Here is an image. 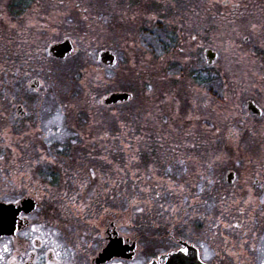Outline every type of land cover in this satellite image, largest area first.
<instances>
[{"label": "flooded vegetation", "instance_id": "1", "mask_svg": "<svg viewBox=\"0 0 264 264\" xmlns=\"http://www.w3.org/2000/svg\"><path fill=\"white\" fill-rule=\"evenodd\" d=\"M170 1L177 3L176 6L165 7L162 0L120 2L122 13H125L120 16L121 28L125 25V30L129 26L127 36L132 34L130 28H135L139 58L144 54L137 62L139 70L131 72L137 82L143 85L146 81L148 85L138 89L139 97H135V89L126 88L127 70H121L120 88L108 94L125 91L130 94L129 98L105 104L101 97L97 103L100 110H93L94 116L99 111V117H105V129L95 128L92 137L50 140V145L45 102L49 74L55 81L66 83L65 89L77 92L82 65L76 66L66 77L57 68L82 48L76 47L75 40L68 35L51 40L48 37L49 31L59 29L48 28V14L69 10L68 7H49L48 0L6 1L3 10L7 18L0 11V46L8 47L1 60L7 62V66L2 64L0 78L7 77L10 83L8 87H0V156L4 157L0 160V246L12 241L11 255L5 256L6 264L12 256L18 255V249L27 247L23 233L34 222L55 225L69 243L81 245L74 259L64 254L63 259L70 260L71 264H151L153 261L154 264H261L264 261V203H261L264 200V149H255L252 144L255 141L264 143V135L257 137L255 127L259 125L254 123L264 110L254 99L248 98L259 112L250 110L245 102L244 111L240 109L231 120L224 123L219 118L223 114L226 80L223 72L212 65L217 52L211 49L208 54L210 49L205 47L202 53L205 63L199 65L190 52H183L196 30L200 35L199 43L206 41V27L202 29L201 25L207 9L186 7L187 0H182L181 9L179 0ZM194 1L197 0L192 3ZM232 5L234 12L236 5ZM128 9L140 15L144 12L154 15L153 20L149 24L139 22L137 26L127 19L128 11L124 10ZM63 39L71 42V54L63 59L50 55L48 46ZM116 62L115 55L113 64H102L113 69ZM49 63L53 65L51 68ZM53 67L57 70L52 71ZM21 74L29 77L26 79L28 85ZM72 75L71 85L68 78ZM193 84L205 92L206 99L207 94L216 103H208L206 99L193 106L186 103L187 90ZM146 89H153L154 93L155 101L149 104L142 102V92ZM134 98L137 101L129 104ZM146 111L153 114L147 115ZM212 111L214 114H210ZM144 114L147 120H154L155 125L144 124ZM88 122L89 116L84 109L79 110L75 124L83 126ZM142 127H146L145 130L159 127L162 133L144 135ZM40 128L44 131H38ZM217 128L220 129L218 133ZM232 128L239 131L238 138L229 136ZM53 132L58 130H49L52 135ZM130 142L141 146L134 153L138 159L131 163L133 154H128L125 147ZM118 143L119 152L111 150L112 145ZM76 144L79 150H75ZM40 151L49 157L36 164ZM217 155L221 157L218 161L215 160ZM181 159L184 165L178 163ZM169 166L172 173L166 171ZM185 166L187 174L183 173ZM90 170L96 171V180L88 179ZM200 172L214 179L215 184L203 194H196L194 189L189 193L187 204L181 203L182 197L164 191L173 180L186 186L197 184ZM21 180L28 185L22 194ZM80 180H88L87 189L81 191ZM158 184L164 187L157 189ZM49 185L60 192H68L70 197L80 192L79 199L90 202V210L77 216L67 200L53 199L45 193L44 186ZM145 187L160 190L163 195L149 205L142 204L144 213H135L128 201L133 196L139 200L149 199L139 191ZM195 200L200 202L193 203ZM244 201L249 202L245 204ZM160 204L165 209L173 205L179 208V217L169 216L167 211L160 209ZM239 208H244L243 214L238 212ZM21 215L26 219L21 220ZM220 219L223 223L239 221L242 227L226 229L221 224L217 228L215 225ZM129 220L131 224L127 223ZM181 240L183 242L178 243ZM242 241L246 242L243 246ZM182 247H187L188 252H180ZM205 248L210 259L204 257ZM43 252L42 249L28 264H48L49 260L55 264V257Z\"/></svg>", "mask_w": 264, "mask_h": 264}, {"label": "rangeland", "instance_id": "2", "mask_svg": "<svg viewBox=\"0 0 264 264\" xmlns=\"http://www.w3.org/2000/svg\"><path fill=\"white\" fill-rule=\"evenodd\" d=\"M6 1L8 0H0V11L3 12L4 18L8 16L5 13V9L3 10V8H6ZM121 1L122 0H48L49 7H68L70 10L63 9V11L60 10L61 12L59 13L48 14V28H59L48 32L49 39L51 40L58 36L68 35L75 40L76 47L82 48L80 56L77 58L76 56L72 57L73 54L68 56L60 63V67L57 68L62 73H72V65H82L80 68V85L77 86V92L65 89L66 83L65 85L64 83L62 84V81L60 83L57 77L58 81H55L54 76L49 74L48 89L45 92V102L47 104L46 128L49 141H65L72 136L92 137L95 128L102 126L104 130L105 117L103 116L100 118L98 115L99 111H97V115L94 116L93 110H100V107L97 106L99 98H105L111 90H115L118 87L120 88L121 70H123V72L127 70L126 88L135 89V97H139L140 93H137L138 89L148 85L146 81H144L143 85L139 80L137 82L135 74L131 72H137V70H139L137 62L144 57V54L139 58L135 28H130V33L132 34L128 36L129 26H127L125 30V25L121 28L120 16L125 14L122 13ZM162 1H164L163 4L165 7H173L177 4H174L170 0ZM187 1L189 4L186 7L205 8L208 12L207 15H205V22L201 25L202 29L206 27V31L204 30L206 32V41L201 44L199 43L200 35L198 32L195 33L196 30L192 32V36L189 38L192 39L195 36L196 39L189 41L187 47H183V52H190V56L195 58L197 65L205 63L202 56L205 47L217 52L218 56L212 65H214V68L218 67L219 70L223 72V76L226 80L222 99L223 114L219 118L225 123L234 118V115L239 113L240 109L241 112H243L245 102L248 98L254 99L264 110V12L263 15H258L261 14L259 13L260 11H264V0H197L193 3L192 0ZM223 1L228 3L224 2V4L222 3ZM179 2H181L180 7L182 9L184 6L182 0H179ZM232 4L236 5L234 6L236 8L234 12ZM109 5L112 7V13ZM254 10L258 11L254 12ZM124 11H128L126 14L128 15L127 19L130 18V20L136 22L137 26L139 22L141 24L144 22L149 24L154 17V15L149 13L145 14V12L140 15L131 9ZM192 15L194 16L195 14ZM252 25L256 27L253 28ZM103 48H109L116 55L117 62L113 69L103 66V64L98 61V53ZM7 50L8 47L2 48L0 46L1 71L2 64L7 66V62L1 61L2 56L7 54ZM50 65L49 63V68L53 66ZM57 69L53 67L52 71H56ZM21 77L25 79V85H28L26 79L29 77L23 74H21ZM185 83L189 85L187 80ZM8 85L10 86L7 77L0 78V87H8ZM148 90L146 89L142 92V102L149 104L155 100L154 93L152 92L153 89ZM187 91L189 99L186 103L190 106H193L195 103H202L206 99L205 92L199 89V87H195L194 84L191 85V88ZM39 95L40 94H38V97ZM206 96L208 103H216L214 98L207 94ZM134 101H137V99H132L129 104H133ZM165 101H168V99ZM58 109H62L63 112L64 118L62 122L55 119ZM81 109H84V112L89 116V122L86 125L78 126L75 124V118L76 114L78 116V112ZM149 109L152 110V108ZM146 113L147 115L153 114L152 111H146ZM210 114H214V112L212 111ZM145 115L146 114L143 116V123L155 125L154 120L148 119V122L147 116ZM50 121L51 123H49ZM254 123L259 125L255 127L256 135L259 138L264 135V112ZM145 128L146 127H142L144 135L152 134V132H154V134L155 132L159 134L162 133L159 127L154 129L148 128L146 130ZM55 129L58 130L57 133L53 132V135L49 133V130L54 131ZM134 129H138L139 131L138 127H134ZM133 133L136 135V132ZM225 133H227V130H225ZM252 144H254L255 149H264V143L255 141ZM48 145H50L49 142ZM78 145L79 144L75 145V150H79ZM127 145H131V147L126 149V151L128 154H133L130 160L133 156L138 159L137 155L134 153L141 149L140 144L130 142ZM132 146L134 147L132 148ZM111 150L119 152L120 144L118 143L116 146L112 145Z\"/></svg>", "mask_w": 264, "mask_h": 264}, {"label": "snow or ice", "instance_id": "3", "mask_svg": "<svg viewBox=\"0 0 264 264\" xmlns=\"http://www.w3.org/2000/svg\"><path fill=\"white\" fill-rule=\"evenodd\" d=\"M86 19V17H85ZM253 28H255V25H252ZM196 38L193 37V40ZM63 112L62 109L57 110V116L56 120L62 122L63 121ZM51 123V121L49 122ZM123 127V125H121ZM38 131L43 132L44 129L40 128ZM220 131L219 128L216 129V132L218 133ZM240 135L239 131H237L235 128H232L229 130V136L238 138ZM47 139V138H45ZM50 143V141H48ZM75 143V141H73ZM8 147H11V145H7ZM125 147L130 148L131 145H125ZM192 147H195V145H192ZM12 151H15V149H12ZM175 151V149H174ZM39 158L34 162L36 164H39L43 161H46L48 159V156L44 154L42 151L38 153ZM4 157L0 156V160H3ZM137 158L135 156L132 157L131 162L135 161ZM221 157L217 155L215 157V160H220ZM54 162V161H53ZM178 163L180 165H184L185 161L183 159L179 160ZM205 167H211V165H206ZM28 171H31V167L28 168ZM119 171H124V169H119ZM166 171L168 173H172L173 169L171 166L167 167ZM183 173H188V168L185 166L183 168ZM21 176L24 175L23 172L20 173ZM199 176V182L197 184H190L186 186L184 183H177L175 180L172 181V183L168 184L167 187H164L162 184L157 185V189L164 187V191L171 194V195H177L182 197L181 203L187 204L189 201V193H192L195 189L196 194H203L206 191H210L211 186L215 184V180L205 175L203 172L197 173ZM29 181H31V176L28 177ZM51 180V177L48 178ZM88 179L90 180H96L97 179V173L95 170H90ZM171 179V177H170ZM73 183H77V181H73ZM80 189L81 191L87 189L88 187V180H80ZM28 188V185L23 182V180L20 181V189L21 194L23 191H26ZM44 191L47 195H49L50 198L53 199H61V200H67L70 204L71 210L76 214L77 216H80L81 214L87 213L90 208L91 204L90 202H86L82 199H79L80 192H76L74 196H69L68 192H60L58 189H54L53 187L44 186ZM140 193L147 194L149 196V199L146 200H139L136 196H133L129 199L128 204L130 207L133 208V211L135 213H144L145 207L141 206L143 205H149L152 200L159 199L162 197L163 193L160 190L153 191L150 187L141 188ZM251 191V190H250ZM15 194V193H14ZM226 199V198H225ZM18 202V201H17ZM199 200L193 201V203H199ZM249 201H244L245 204H247ZM206 203V202H205ZM261 203H264V200L261 201ZM160 209L162 211H167L169 216H176L179 217L180 209L173 206H170L169 209H165V206L163 204L159 205ZM108 209H105V212H108ZM127 211V209H125ZM244 208H239L238 212L240 214L244 213ZM187 215V213H185ZM221 217H223V213L221 214ZM26 219L23 215H21V220ZM128 224H131V221H127ZM186 223V222H185ZM226 228V229H240L242 227V224L239 221H236L235 223H223L222 219H220V222L215 225V227L219 228L220 226ZM16 234L19 235V229L16 230ZM221 236L223 233H219ZM24 238L27 240L28 244L27 247L20 250L18 249V255L12 256L11 260L7 262V264H28V261L32 260V258L39 253L42 249L44 250V255H53L55 257V264H71V261H65L63 259L64 254L68 253L71 258H75L78 255V252L81 250V245L79 243H69V241L63 236L62 231L58 229L57 226H46L43 223H32L30 226V229L23 233ZM225 243H228L227 238H224ZM183 242L182 240L178 243ZM12 241H8L7 243H4L2 246H0V264H6L5 256L11 255V245ZM200 243V241H198ZM246 243L244 241L241 242V246ZM202 247H205V244L201 245ZM254 247V245H253ZM180 252L186 253L188 252L187 247H182L179 249ZM232 255H235L233 252ZM205 259H210V256L207 252V249L205 248L204 253ZM27 258V259H25ZM48 264H53L52 260L48 261ZM114 264H117V262H114ZM119 264H122V262H119ZM151 264H154V261L151 262ZM261 264H264V261L261 262Z\"/></svg>", "mask_w": 264, "mask_h": 264}, {"label": "water", "instance_id": "4", "mask_svg": "<svg viewBox=\"0 0 264 264\" xmlns=\"http://www.w3.org/2000/svg\"><path fill=\"white\" fill-rule=\"evenodd\" d=\"M71 50H72V44L69 41V39H63L60 42H56L48 46V53L56 58H61V59L64 58L67 54H69ZM207 52L208 54H211V50H208ZM98 58L104 64H113L115 61L114 54L106 49L100 50L98 54ZM129 96L130 94L125 91L111 92L103 99V102L105 104L114 103L117 101L126 100L129 98ZM246 103H247V107L250 110L259 112V108H257L254 105L252 100H248Z\"/></svg>", "mask_w": 264, "mask_h": 264}, {"label": "trees", "instance_id": "5", "mask_svg": "<svg viewBox=\"0 0 264 264\" xmlns=\"http://www.w3.org/2000/svg\"><path fill=\"white\" fill-rule=\"evenodd\" d=\"M2 48H3V47H2ZM81 52H82V50H81L80 52H78V53L72 55V57H75V56H76V58H77L78 56H80ZM77 64H78V62H77ZM75 67H76V66L72 65V72L75 71V69H76ZM77 72H79V70H78ZM64 74H65V77H66L68 73L64 72ZM68 77H69V76H68ZM68 79H69V81L71 82V85H72L73 80H74V75H72V76L69 77ZM71 80H72V81H71Z\"/></svg>", "mask_w": 264, "mask_h": 264}]
</instances>
